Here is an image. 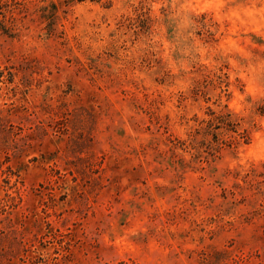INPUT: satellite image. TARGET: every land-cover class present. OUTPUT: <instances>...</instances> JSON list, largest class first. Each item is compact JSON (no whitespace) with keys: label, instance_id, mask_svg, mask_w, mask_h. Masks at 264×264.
<instances>
[{"label":"rangeland","instance_id":"rangeland-1","mask_svg":"<svg viewBox=\"0 0 264 264\" xmlns=\"http://www.w3.org/2000/svg\"><path fill=\"white\" fill-rule=\"evenodd\" d=\"M0 0V264H264V0Z\"/></svg>","mask_w":264,"mask_h":264},{"label":"trees","instance_id":"trees-1","mask_svg":"<svg viewBox=\"0 0 264 264\" xmlns=\"http://www.w3.org/2000/svg\"><path fill=\"white\" fill-rule=\"evenodd\" d=\"M67 1H71V0H67ZM67 1H66V2H67ZM81 1H83V0H76V2H81Z\"/></svg>","mask_w":264,"mask_h":264}]
</instances>
